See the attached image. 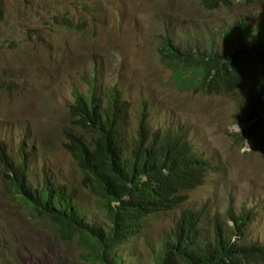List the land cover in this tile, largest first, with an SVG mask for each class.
Here are the masks:
<instances>
[{"label":"rangeland","instance_id":"obj_1","mask_svg":"<svg viewBox=\"0 0 264 264\" xmlns=\"http://www.w3.org/2000/svg\"><path fill=\"white\" fill-rule=\"evenodd\" d=\"M240 21L261 31L264 3L209 11L199 0H0V145L16 161L24 145L35 187L47 176L76 189L85 222L109 225L64 146L67 132L88 137L70 116L77 92L98 99L114 87L121 91L128 103L122 132L127 154L145 102L152 133L186 129L191 145L211 163L204 184L183 207L150 218L136 240L113 251L121 264H151L156 247L171 242L184 209L204 210L211 236L215 216L229 222L231 210L250 214L253 223L242 240L264 241V143L251 149L233 136L249 126L234 123L243 90L204 95L179 86L160 54L167 39L205 53L213 37L217 49L236 50ZM18 197L0 167V258L8 264H89L81 258L78 235L63 240L58 227L27 211Z\"/></svg>","mask_w":264,"mask_h":264},{"label":"trees","instance_id":"obj_2","mask_svg":"<svg viewBox=\"0 0 264 264\" xmlns=\"http://www.w3.org/2000/svg\"><path fill=\"white\" fill-rule=\"evenodd\" d=\"M235 1L203 0L212 8L228 7ZM240 1L252 4L257 0ZM208 57L209 62H205L204 67L206 74L212 68L215 70V75L204 81L208 89L230 91L237 85L243 86L245 96L235 118L246 121L257 117L264 96V39H257L235 54ZM181 59L194 60L190 53L182 55ZM231 59L245 61L243 64L238 62L230 70L224 60ZM121 107L116 91L106 108L94 95L77 94V103L71 111L78 117L81 128L88 131L90 140L70 134L66 144L68 152L85 172L82 184L100 202V212L109 221L108 228L102 223L83 222L76 189L70 191L66 186H57L47 176L42 186L35 187L28 178L29 159L24 149H21L20 162L15 163L6 146L0 145V163L10 190L18 194L27 211L58 227L63 240L78 235L85 248L81 258L89 264H121L113 251L142 228L146 217L174 207L178 202L175 193L193 187L201 172L200 163L187 145L181 143L180 136L173 135L164 140L158 134L151 136L145 117L140 120L139 143L135 151L131 157L123 158ZM146 177L147 182L143 180ZM198 219V216L186 213L172 232L173 244L163 251L152 252L151 264H241L244 259L255 263L264 260V246L239 247L227 239L221 226L212 245L201 246Z\"/></svg>","mask_w":264,"mask_h":264},{"label":"clouds","instance_id":"obj_3","mask_svg":"<svg viewBox=\"0 0 264 264\" xmlns=\"http://www.w3.org/2000/svg\"><path fill=\"white\" fill-rule=\"evenodd\" d=\"M200 4L209 11H215L218 9H222V8H232L235 3L237 2H241L247 6H251L254 5L255 3L261 2L264 3V0H257L252 4H247L246 2H242L240 0H236L233 4H231L230 6H222V7H209L206 6L203 2V0H199ZM234 29L236 30V40L237 43L239 44V47L236 50L233 51H221L219 49H217L215 47V42L213 37H210L208 39V47H207V52L204 53V51H202V49L200 48V46L193 44L190 47L186 48V49H181L180 47H178L175 43L174 40L171 39H167L164 43L163 46L161 48L160 54H161V61L162 64L168 68V69H172L174 76L176 78V82H178L179 86H183V87H189L192 86L195 88L196 91H200L202 94L204 95H227V96H233L238 94V92H241V90H243V98L245 96V88L241 85H237L236 87H234V90H230L228 91L225 88H221L219 90L217 89H208V87L204 84V81L207 79H210L212 76L215 75V70L214 68L211 69V71L206 74L205 72V62H209V55H214V54H218L219 56H226L228 54H235L237 52H239L242 48L251 45L253 42H255L257 39L262 38L264 39V28L261 31H252L250 28H248L247 22L245 21H240L239 23L235 24ZM190 53L193 55V62H188L185 61L183 59H181V56L184 54ZM199 58H202L199 62H197L199 60ZM249 60V59H248ZM218 60H216L217 63ZM227 62L228 67L230 70L234 69V67H236L238 65V62L242 63L245 60H224ZM248 62V61H247ZM116 92H118L119 94V99L121 102V108L119 110V114L121 116V132H120V136H121V148L123 151V158H129L131 157L133 151H135L137 144L139 143V130H140V120L145 117L146 118V126L149 130V133L151 136L158 134L160 137H162L164 139H166L167 137H171L173 135H178L183 139V142L181 143H185L188 147V149L190 150L191 154L197 159V161L200 163L201 165V172L198 175V178H196L197 183L190 188H182L179 191H177L175 193V195L178 197V202L176 203V205H174V207L170 208V209H166L165 211H161V212H156L153 213L151 215H149L148 217H146L143 222H142V228L128 241L131 242L133 239L136 240L143 232H144V228H145V222H147L150 218L154 217L155 215L158 214H162V213H168V212H172L176 209H179L181 207H183L187 201H188V194L194 190H196L197 188H199L200 186H202L205 182V179L207 178V176L209 175V173L211 172V163L204 159L195 149L194 147L191 145V142L189 140V134L188 131L184 128H169L167 130H158L155 133H152V130L150 129V124H149V113L147 111V104L144 102L141 104V108H140V116L138 117V129H137V138L134 142L133 148L131 149V151L129 152V154L126 153V148L124 146L123 143V125L125 123L126 120V115H127V110H128V103L124 100L123 98V94L121 93V91L119 89H117L116 87H114L113 89H111L108 94L106 96L104 95H100L98 97L99 100H101V103L103 105L104 108L108 107V102L112 101L113 99V94ZM77 94H81L84 95L80 92L76 93V101L75 104L77 103ZM94 95V93H89L88 95L85 96H91ZM95 96V95H94ZM242 98V99H243ZM241 99V100H242ZM241 100L239 102V109L235 112L234 114V123L236 124H243V123H247L249 124V126L245 127L242 131L239 132H233V136L235 138H237V140L241 141L242 144H248L249 147L251 149H256L257 147L261 146L262 143H264V96H263V101L261 104V108H260V112L258 114L257 117L250 119V120H246V121H237L235 118V115L240 111L241 109ZM74 104V105H75ZM72 105L70 107V116L73 118L74 121H76V124L80 127V129L82 130V132H85L88 134V131L85 129L81 128V125L79 124L78 121V117L72 114L71 108L74 106ZM237 125V127L239 128V126ZM164 132V133H162ZM73 134L75 136L76 133H71V132H67L66 137H67V141L65 142L64 146L65 149L66 148V144L70 141L69 135ZM79 137H81L79 135ZM83 138V137H81ZM84 140L89 141L90 140V135L88 134L87 138H83ZM249 148V149H250ZM21 149H24V151L26 152L24 145L20 144L19 146V161H16L11 155L10 153L7 151V153L11 156V158L13 159V161H15V163H19L21 160ZM68 151V150H67ZM27 154V152H26ZM73 157V156H72ZM74 158V157H73ZM27 159H29V168H30V157H28L27 154ZM75 159V158H74ZM76 160V159H75ZM77 162V161H76ZM78 164V163H77ZM79 166V165H78ZM0 167H1V177L2 179L7 183L8 185V178L5 177L4 173L5 170L3 169V165L2 163H0ZM29 168H28V178L30 181V175H29ZM80 168V166H79ZM85 173V172H84ZM48 178V177H47ZM84 180V178H83ZM82 180V182H83ZM144 181H148V178H143ZM43 185V184H42ZM84 187V186H83ZM88 190V189H87ZM89 191V190H88ZM15 193V192H14ZM17 194V193H16ZM18 195V194H17ZM78 203V202H77ZM79 208V213H80V217L83 218V222L85 221L81 209ZM186 213H192L196 216L199 217L198 221V228L201 230L202 232V236L200 238V244L201 246H211L212 243L215 241L216 237H217V229L221 226L222 229L225 231L226 237L227 239L233 243L236 244L239 247H262L264 246V241L263 242H247V241H243L242 240V236L245 235L247 232L250 231V226L253 223V218H251L250 214L247 213H242V214H234V212L231 210V212L229 213V222H225L222 218H220L219 215L215 216L213 219V235H209L205 230L204 227V223L206 222V212L204 210H193V209H184L179 220L178 223L176 224L175 228L177 227V225L179 224L180 221H182L183 217L185 216ZM109 223V221H108ZM110 225L106 226L104 225V227H109ZM174 228V229H175ZM173 229V230H174ZM172 230V232H173ZM172 232H171V242L164 244L162 246H158L156 247V250H160L163 251L164 249L168 248L170 245L173 244L174 240H173V236H172ZM209 236V237H208ZM120 248V247H119ZM118 249V248H117ZM116 255V254H115ZM118 256V255H117ZM119 259V257H118ZM120 260V259H119ZM263 261H260L258 263H255V261H247V260H243V262L241 264H260L263 263ZM0 264H8L5 262L4 258L0 259Z\"/></svg>","mask_w":264,"mask_h":264}]
</instances>
